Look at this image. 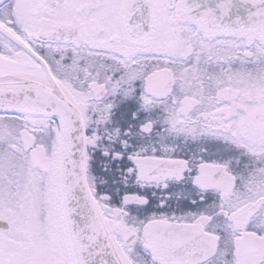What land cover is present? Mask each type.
<instances>
[{
	"label": "snow or ice",
	"instance_id": "obj_1",
	"mask_svg": "<svg viewBox=\"0 0 264 264\" xmlns=\"http://www.w3.org/2000/svg\"><path fill=\"white\" fill-rule=\"evenodd\" d=\"M0 264H264V0H0Z\"/></svg>",
	"mask_w": 264,
	"mask_h": 264
}]
</instances>
